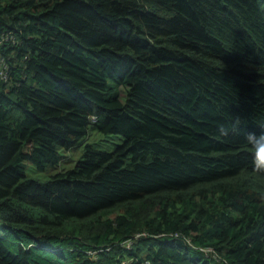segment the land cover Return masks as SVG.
Instances as JSON below:
<instances>
[{"label": "trees", "instance_id": "16d2710c", "mask_svg": "<svg viewBox=\"0 0 264 264\" xmlns=\"http://www.w3.org/2000/svg\"><path fill=\"white\" fill-rule=\"evenodd\" d=\"M261 125L264 0H0V264H264Z\"/></svg>", "mask_w": 264, "mask_h": 264}, {"label": "rangeland", "instance_id": "374dc122", "mask_svg": "<svg viewBox=\"0 0 264 264\" xmlns=\"http://www.w3.org/2000/svg\"><path fill=\"white\" fill-rule=\"evenodd\" d=\"M121 92L124 94L123 89H121ZM123 140L124 138L121 135L100 133L92 124H90L87 136L79 144L70 150L59 149V155L62 160L58 165H48L44 171H38L31 165L26 164V172L30 177L47 179L56 173L74 168L77 165V162L83 159L86 145L100 151L111 152L118 145L123 143Z\"/></svg>", "mask_w": 264, "mask_h": 264}, {"label": "clouds", "instance_id": "9594fccd", "mask_svg": "<svg viewBox=\"0 0 264 264\" xmlns=\"http://www.w3.org/2000/svg\"><path fill=\"white\" fill-rule=\"evenodd\" d=\"M236 128L231 131H236ZM221 136H228L230 129L224 125L218 127ZM244 142L251 149V165L257 173H264V125L259 132H247L244 134Z\"/></svg>", "mask_w": 264, "mask_h": 264}]
</instances>
